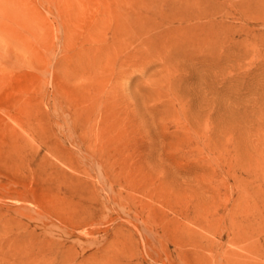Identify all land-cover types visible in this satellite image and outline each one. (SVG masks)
<instances>
[{
  "label": "rangeland",
  "instance_id": "1",
  "mask_svg": "<svg viewBox=\"0 0 264 264\" xmlns=\"http://www.w3.org/2000/svg\"><path fill=\"white\" fill-rule=\"evenodd\" d=\"M0 264H264V0H0Z\"/></svg>",
  "mask_w": 264,
  "mask_h": 264
}]
</instances>
